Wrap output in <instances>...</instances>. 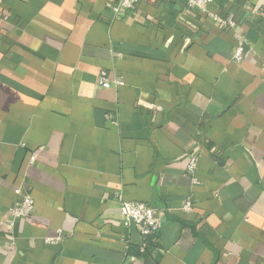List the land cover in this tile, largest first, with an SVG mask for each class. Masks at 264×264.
Instances as JSON below:
<instances>
[{
    "label": "crops",
    "instance_id": "0c3cea01",
    "mask_svg": "<svg viewBox=\"0 0 264 264\" xmlns=\"http://www.w3.org/2000/svg\"><path fill=\"white\" fill-rule=\"evenodd\" d=\"M117 1L0 0V264H264V0Z\"/></svg>",
    "mask_w": 264,
    "mask_h": 264
},
{
    "label": "built area",
    "instance_id": "2783aa9c",
    "mask_svg": "<svg viewBox=\"0 0 264 264\" xmlns=\"http://www.w3.org/2000/svg\"><path fill=\"white\" fill-rule=\"evenodd\" d=\"M139 0H118L112 7L114 17H120L125 11L131 10L136 6ZM213 0H185L186 7L191 11H205L207 4ZM211 15V18L222 26H233V22L220 18L217 15ZM243 56V45L240 43L236 45L232 59L240 61ZM96 83L98 86L103 88H109L112 86H119L122 84L119 78H110L106 71L101 70L97 74ZM34 160V156L31 157L30 162ZM197 158L196 156H190L187 162V172L191 175L192 181L195 182L194 172L196 169ZM22 185L14 189L17 199L12 207L8 209L9 217L14 219H24L29 217L35 207L34 199L30 192ZM192 208L191 200H185L182 209L189 211ZM119 212L121 220L124 226L134 224L139 233L142 236H149L156 234L161 228V220L158 216V210L145 202L141 201H120Z\"/></svg>",
    "mask_w": 264,
    "mask_h": 264
}]
</instances>
